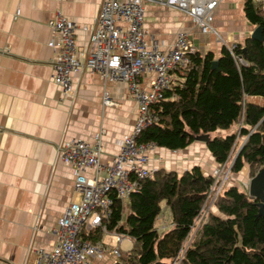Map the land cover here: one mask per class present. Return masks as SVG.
I'll return each instance as SVG.
<instances>
[{
    "label": "crops",
    "instance_id": "obj_1",
    "mask_svg": "<svg viewBox=\"0 0 264 264\" xmlns=\"http://www.w3.org/2000/svg\"><path fill=\"white\" fill-rule=\"evenodd\" d=\"M245 1L225 0L217 8L215 26L222 38L203 34L177 9L149 4L147 39L166 50L178 32L190 31L198 51H212L218 58L223 42L243 43L255 29L245 16ZM102 4L103 0H0V264H33L37 249L54 246V227L70 202L78 199L75 171L60 160L58 147L66 140L93 142L101 136L102 162L110 163L134 129L138 104L128 95L125 83L106 82L86 70L74 77L72 95H65L53 80L54 53L48 46L52 20L61 12L76 22L83 47L90 35L84 27H95ZM176 72L172 84L180 77ZM153 79V74H143L141 86L148 89ZM105 91L117 105H103ZM216 163L205 143L196 141L181 150L159 147L149 165L153 170L160 169L158 164L172 165L171 170L182 173L194 165L205 171ZM162 207V218L156 222L160 233L174 227L165 201ZM115 233L103 231V236L113 235L117 243ZM96 241L104 243L103 237ZM133 245L129 238L120 254ZM120 259L121 255L107 252L89 263L119 264Z\"/></svg>",
    "mask_w": 264,
    "mask_h": 264
},
{
    "label": "trees",
    "instance_id": "obj_2",
    "mask_svg": "<svg viewBox=\"0 0 264 264\" xmlns=\"http://www.w3.org/2000/svg\"><path fill=\"white\" fill-rule=\"evenodd\" d=\"M244 11L264 35V4L246 0ZM223 43L218 58L212 51L189 54L188 67L176 72L178 80L154 104L158 121L145 128L137 142L174 151L209 134L210 141L204 143L217 164L228 168L234 159L233 175L249 165L254 177L264 168V39L249 36L243 43ZM216 59L219 68L213 66ZM236 124L241 125L238 131L212 136ZM240 137L248 139L237 155L243 144L239 148ZM231 181L197 228L180 264H264L260 199ZM214 183L215 177L199 165L182 173L160 168L153 178L141 180L132 193L125 219L124 203L113 193L107 231L125 234L134 243L129 252L120 254L119 264H172L210 201ZM164 201L174 227L160 233L156 222ZM88 237L96 241L103 231L98 229Z\"/></svg>",
    "mask_w": 264,
    "mask_h": 264
},
{
    "label": "built area",
    "instance_id": "obj_3",
    "mask_svg": "<svg viewBox=\"0 0 264 264\" xmlns=\"http://www.w3.org/2000/svg\"><path fill=\"white\" fill-rule=\"evenodd\" d=\"M225 0H103L87 44L80 46L77 30L80 26L59 12L51 22L52 38L48 41L53 55V80L65 95H72V82L86 70L98 74L106 82L125 83L128 95L138 104L133 131L120 144L113 162H102L105 145L101 136L93 142L66 140L58 147L62 162L75 171L74 192L78 195L65 209L53 229L55 237L51 249H37L33 264H90L105 253L120 255L127 235L116 232L113 246L94 242L88 236L101 229L107 231L106 221L112 214L114 193L123 203L130 202L141 180L153 178L150 161L159 147L155 143H138L141 132L158 121L154 104L165 98V90L172 85L174 72L189 65V54L198 50L190 31H180L172 46L163 49L159 42H149L146 28V7L149 4L177 9L187 14L203 34L220 36L215 26L217 8ZM263 0L260 2L262 3ZM264 4V3H263ZM154 75L151 86H141L140 77ZM104 106L117 103L108 91L103 94ZM218 165L213 172L215 183L210 201L204 205L185 248L172 264H180L186 248L201 222L212 208L220 192L233 179L231 165ZM251 181L242 182L249 192ZM129 247V251L132 249Z\"/></svg>",
    "mask_w": 264,
    "mask_h": 264
},
{
    "label": "rangeland",
    "instance_id": "obj_4",
    "mask_svg": "<svg viewBox=\"0 0 264 264\" xmlns=\"http://www.w3.org/2000/svg\"><path fill=\"white\" fill-rule=\"evenodd\" d=\"M262 3H264V0L262 1ZM240 127H241V125L240 124H236V125H234L233 126V128H231L230 130H226V131H223V130H220V131H217V132H214L213 134H212V136H220V135H223V136H226L228 133H230V132H232V131H234V132H236V131H238L239 129H240ZM245 141V138L244 137H240L239 138V142H238V144H239V148H240V146H241V144L243 143ZM162 150V149H161ZM160 150V151H161ZM238 150V149H237ZM200 155L202 154L201 152L199 153ZM233 157H234V155H233ZM204 161L205 162H207L208 161V158H206L205 156H204ZM163 162L164 161H161L159 164H163ZM233 162H234V159H233ZM233 162H231L230 164H231V166H232V164H233ZM158 164V166H159V168H164L162 165H159ZM219 164H217L216 163V165L214 166V167H210L209 165H207L206 167H205V171L204 172H206V174H208V175H212L213 174V172L217 169V166H218ZM166 168V170H171V168H174L172 165H167V166H165ZM246 167L247 168H243V170L240 172V173H235L234 175H233V179H232V181H231V183L230 184H232V185H234V186H238V187H242L244 190H245V188L241 185L242 184V182H247L248 180H251L250 178H251V174H252V172H251V168H250V166L249 165H246ZM240 185V186H239ZM247 191V190H246ZM248 192V191H247ZM128 202H124V214H123V217L124 218H126V216L128 215L127 214V208H128ZM210 211V210H209ZM208 211V212H209ZM166 217H169V211H167L166 212ZM161 218H162V215H161ZM103 241H104V243H106V244H108V245H111V246H113V245H115V243H116V237H114L113 235H110V234H105L104 236H103Z\"/></svg>",
    "mask_w": 264,
    "mask_h": 264
},
{
    "label": "water",
    "instance_id": "obj_5",
    "mask_svg": "<svg viewBox=\"0 0 264 264\" xmlns=\"http://www.w3.org/2000/svg\"><path fill=\"white\" fill-rule=\"evenodd\" d=\"M251 37L262 41L264 39L262 28L256 27L253 33L251 34ZM213 66L215 68H219V61L217 59L213 61ZM210 139H211V136L209 134H201L200 136L197 137V140H201L203 142H209ZM247 139L243 142L241 148L237 152V155L241 151ZM249 194L252 197L260 199L261 213H263L264 212V209H263L264 207V168L256 176L251 178Z\"/></svg>",
    "mask_w": 264,
    "mask_h": 264
}]
</instances>
